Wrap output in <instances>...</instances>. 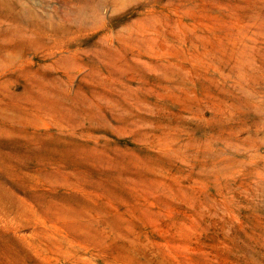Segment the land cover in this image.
Returning <instances> with one entry per match:
<instances>
[{"label": "rangeland", "instance_id": "rangeland-1", "mask_svg": "<svg viewBox=\"0 0 264 264\" xmlns=\"http://www.w3.org/2000/svg\"><path fill=\"white\" fill-rule=\"evenodd\" d=\"M19 2L0 264H264V0Z\"/></svg>", "mask_w": 264, "mask_h": 264}, {"label": "bare ground", "instance_id": "bare-ground-1", "mask_svg": "<svg viewBox=\"0 0 264 264\" xmlns=\"http://www.w3.org/2000/svg\"><path fill=\"white\" fill-rule=\"evenodd\" d=\"M13 6H16V9L19 8L18 11H20V9H26L20 2L19 0H0V18L4 15L5 11H10V15L12 14V10H16V9H13ZM27 6V5H26ZM29 7V6H27ZM23 10V11H24ZM26 11V10H25ZM90 13V12H89ZM87 14V13H86ZM37 15V14H36ZM33 16V15H32ZM24 18L25 17H19L17 20L16 19H13L14 23L12 24V26L7 30V36H8V39H11L12 37V34L14 33L15 35L17 36H22L23 33L25 32L24 31V24H25V21H24ZM30 21L32 20L31 18H29ZM28 18H26V21L29 20ZM33 32V31H32ZM39 34V31H35L34 35H38ZM34 35H32L31 37H33ZM10 43L8 41H6V38L5 40L1 43L0 42V52H5L6 50H8L10 47H9ZM15 48V51L12 52V54H6L7 55V58H9V61L15 63L17 60L14 58V56L19 53V49L17 47H14ZM14 53V54H13ZM21 68V67H20ZM77 72V71H76ZM8 112H6L3 108L1 109L0 108V117L2 118H5V116L8 117ZM12 115V114H11ZM15 120V119H13ZM7 130H5V128L3 126L0 127V140L2 139H5L4 142H8L5 135L2 136L3 134L6 133ZM9 133V131L7 132ZM11 133V132H10ZM15 142V141H13ZM68 149L65 150V153H67ZM65 158H72L71 156H66ZM79 160H74V164L78 163ZM62 212H71V209H67V210H62Z\"/></svg>", "mask_w": 264, "mask_h": 264}]
</instances>
